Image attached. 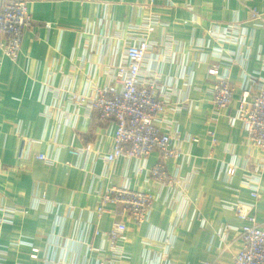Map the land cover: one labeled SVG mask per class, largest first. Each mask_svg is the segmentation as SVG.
I'll return each mask as SVG.
<instances>
[{
    "label": "crops",
    "instance_id": "crops-1",
    "mask_svg": "<svg viewBox=\"0 0 264 264\" xmlns=\"http://www.w3.org/2000/svg\"><path fill=\"white\" fill-rule=\"evenodd\" d=\"M26 1L34 24L22 33L18 58L0 51V216L7 214L0 264H229L243 224L231 204L250 201L243 167L260 153L248 150L238 124L211 120L215 78L207 69L216 64L228 75L233 102L249 76L264 77V27L248 20L250 8L264 13V0ZM148 19L157 21L150 41L172 39L169 54L149 51L141 75L155 74L171 106L181 103L164 112L185 138L182 154L166 162L173 186L137 173L142 161L134 158L108 164L114 124L69 98L114 83L126 39L143 34ZM71 148L90 151L77 156ZM156 159L152 152L145 167ZM231 162L238 168L227 179ZM111 186L154 195L143 223L111 204L97 214L99 195ZM253 208L264 229V173ZM116 221L123 238L111 247Z\"/></svg>",
    "mask_w": 264,
    "mask_h": 264
},
{
    "label": "built area",
    "instance_id": "built-area-1",
    "mask_svg": "<svg viewBox=\"0 0 264 264\" xmlns=\"http://www.w3.org/2000/svg\"><path fill=\"white\" fill-rule=\"evenodd\" d=\"M248 11V20L264 27V13L255 8ZM156 23L155 19H148L143 34L134 40L126 39L123 59L114 68V83L96 89L94 95L70 93L69 98L95 111L100 122L114 124L112 146L104 155L108 164L119 157L134 158L142 161L137 165V173L147 170L156 184L173 186L178 181L168 173L166 162L182 154L181 145L185 138L175 127H170L174 121L164 119V112L169 105L170 111H179L181 103L171 106L170 97L163 91L155 74L144 79L141 75L142 66L151 49L160 46L164 53L169 54L167 49L172 45V39L164 40L161 44L148 39ZM33 24L34 19L28 11L26 0H8L3 3L0 6V51L15 61L19 56L22 33ZM45 26L49 28L51 25L45 23ZM207 73L215 78L209 89L213 115L211 120L217 122L222 119L229 126L238 124L248 150L260 153V157L252 158L248 155L243 167L246 174L249 173L243 177L242 183L249 188L250 201L231 204V209L243 224L238 230L241 247L229 264H264V229L253 211L254 201L259 198L260 178L264 173V77L249 76L240 86V94L233 102L234 86L228 75L220 72L216 64L210 65ZM187 101L185 99L182 103L186 104ZM162 123L165 124L163 130L160 128ZM210 134L213 136L214 133ZM188 137L190 142H197L196 137ZM212 141L216 142L214 137ZM69 151L78 156L90 150L71 148ZM152 152H155L157 159L147 168L144 162ZM248 157H251L252 162L255 161L251 169H248ZM36 158L45 163L51 162L43 154ZM237 168V163H229L225 171L226 178H231ZM154 199V195L146 190L111 186L99 195L96 212L101 215L107 211L108 204L115 205L119 208L118 215L141 224L147 219ZM6 215L0 216V227L7 220ZM123 228L120 221L113 223L109 231L111 247L117 239L123 238ZM31 256L35 257V254Z\"/></svg>",
    "mask_w": 264,
    "mask_h": 264
}]
</instances>
